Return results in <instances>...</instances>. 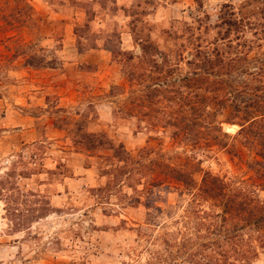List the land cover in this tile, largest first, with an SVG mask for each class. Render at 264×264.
I'll return each mask as SVG.
<instances>
[{
	"label": "rangeland",
	"instance_id": "obj_1",
	"mask_svg": "<svg viewBox=\"0 0 264 264\" xmlns=\"http://www.w3.org/2000/svg\"><path fill=\"white\" fill-rule=\"evenodd\" d=\"M225 3L238 18L261 6L0 0V264H193L181 232L205 172L264 202L259 145L233 138L229 102L207 90L219 77L186 79L200 52L226 41ZM251 33L249 55L263 56ZM190 104L210 112L192 138L169 124Z\"/></svg>",
	"mask_w": 264,
	"mask_h": 264
},
{
	"label": "trees",
	"instance_id": "obj_2",
	"mask_svg": "<svg viewBox=\"0 0 264 264\" xmlns=\"http://www.w3.org/2000/svg\"><path fill=\"white\" fill-rule=\"evenodd\" d=\"M223 7L226 8L219 12L216 26L226 41L215 44L211 51H197L202 57L195 64L196 60L188 61L196 66L186 74V79L198 80L202 74L209 73L219 77L208 85L211 99H217L222 90L225 98L221 104L228 101L230 108L229 116L223 121L240 126L233 138L240 135L244 143L255 141L259 145L262 160L257 163L264 165V55H249L256 39H248L244 34L249 29L254 37L264 39V0L258 10L239 18L230 4ZM231 33L235 34L233 38L229 37ZM145 87L148 91L159 90L156 86L151 88V84ZM178 111L183 112L180 120L169 124L190 138L200 134L197 129L200 116L210 115L205 108L192 104L180 105ZM221 123L216 121L214 128L223 137H230L222 130ZM176 179L187 186L192 176L184 172ZM205 202L206 208L202 206ZM189 207L188 213L194 221L192 227L181 232V243L195 246L190 252L193 264H251L264 252V202L249 186L232 185L223 177L205 172L192 192Z\"/></svg>",
	"mask_w": 264,
	"mask_h": 264
}]
</instances>
